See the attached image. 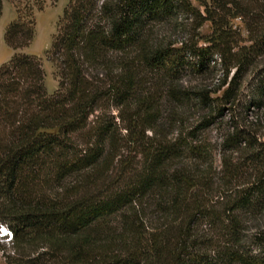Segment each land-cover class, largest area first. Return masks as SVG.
<instances>
[{"label": "trees", "instance_id": "1", "mask_svg": "<svg viewBox=\"0 0 264 264\" xmlns=\"http://www.w3.org/2000/svg\"><path fill=\"white\" fill-rule=\"evenodd\" d=\"M200 1L203 10L192 0H69L49 51L58 74L52 93L38 55L15 53L0 66V224L13 231L14 247L3 253L8 264H264L263 146L239 137L243 169L228 171L235 185L212 202L194 190L214 184L204 182L200 164L172 169L176 160L203 158L200 145L156 139L159 107L150 81L166 79L163 96L176 104L195 95L206 105L212 90L174 85L191 57L203 71L215 54L223 65L228 56L220 87L229 84L230 98L264 53V0L254 8L242 0ZM3 8L0 0V17ZM181 14L196 29L212 23L208 45L176 47L158 38V26ZM238 16L256 35L251 46L234 50L230 18ZM35 33L34 7L26 5L4 39L18 50ZM135 128L154 135L140 149L139 168L114 181Z\"/></svg>", "mask_w": 264, "mask_h": 264}, {"label": "rangeland", "instance_id": "2", "mask_svg": "<svg viewBox=\"0 0 264 264\" xmlns=\"http://www.w3.org/2000/svg\"><path fill=\"white\" fill-rule=\"evenodd\" d=\"M263 1V0H262ZM69 0H4L3 14L0 17V66L8 62L15 53H29L38 55L46 72V86L50 93L58 87L57 67L50 59L52 41L57 33L58 23L63 14L64 8ZM193 4L203 10L200 0H192ZM43 5V9L38 8ZM26 5L34 7L36 17V33L32 44L26 48L15 50L7 45L4 33L7 25L18 17V9ZM243 6H257L255 0H242ZM178 18V19H177ZM171 23L158 26V38L165 43H172L180 47L184 42H198L199 45H208L206 38L213 33V26L206 21L199 29H196V21L187 15L181 14ZM230 32L234 36V50L241 46H251L252 38L256 33L250 31L247 22L241 17L230 18ZM197 60V59H196ZM196 63L193 57L187 68L178 73V81L174 85L182 90L199 91L212 90L209 95L208 104L201 103L200 99L193 95V98L185 105H179L171 101L165 95L166 88L170 84L166 79L156 84L153 78L158 74H149L153 81L147 85L149 94H155L158 101V120L155 123L158 131L156 139L176 141L178 138L193 141L205 151L203 158L199 160L185 157L184 160H176L172 169L189 168L196 170L197 165L201 173L205 175L204 182H213V188L196 187L197 192L206 191V197L212 202L219 201L218 198L235 185L236 178L230 176V169H243L246 161V149L238 148L244 146L239 143V137L251 140V144L260 149L264 148V53L252 60V63L242 72L239 77L240 87L234 91L230 98L225 97L229 87L226 84L222 87L226 65H229L227 56L223 65L219 54H215L214 60L208 69L198 71L193 68ZM197 66V65H196ZM197 68V67H196ZM236 68H231L228 81L234 75ZM159 79V78H158ZM239 132L238 136L231 137ZM126 133V130H123ZM154 132L146 130L143 134L141 128L132 129L127 133L125 146L122 150V160L117 166L118 176L122 170L139 168L142 162L140 149L150 143ZM241 135V136H240ZM250 149V148H249ZM199 166V165H198ZM242 168V169H241ZM197 169V170H198ZM241 169V170H240ZM232 180V181H231ZM3 250H0V264H8L4 252L13 254L14 247L11 242L0 237Z\"/></svg>", "mask_w": 264, "mask_h": 264}, {"label": "built area", "instance_id": "3", "mask_svg": "<svg viewBox=\"0 0 264 264\" xmlns=\"http://www.w3.org/2000/svg\"><path fill=\"white\" fill-rule=\"evenodd\" d=\"M0 237L6 239L8 242L13 240V231L7 224H0Z\"/></svg>", "mask_w": 264, "mask_h": 264}]
</instances>
